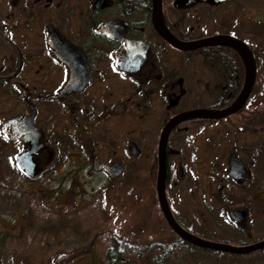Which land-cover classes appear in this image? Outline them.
Masks as SVG:
<instances>
[{
  "label": "flooded vegetation",
  "instance_id": "flooded-vegetation-1",
  "mask_svg": "<svg viewBox=\"0 0 264 264\" xmlns=\"http://www.w3.org/2000/svg\"><path fill=\"white\" fill-rule=\"evenodd\" d=\"M177 1L161 0L160 16L176 40L186 43L218 35L238 38L252 52L256 78L244 106L235 114L185 120L170 131L166 143L167 202L182 229L202 240L220 243L206 238L211 228L206 220L212 218L214 208L205 193L200 195L202 220L196 218L198 212L193 217L182 216L183 208L178 207L175 196L190 155L204 153L209 165V153L218 151L220 170L217 176L208 174L205 190L221 206L216 215L224 218L227 227L217 223L212 229L234 235L238 243L232 246H252L264 241V100L257 57L247 41L232 30L207 33L202 26L190 24L192 16L197 15L198 20L202 11H213L231 0L217 6ZM152 9V0H0V99L4 95L17 101L18 92L25 91L29 108L28 117L15 116L3 124L10 140L14 141L13 126L7 122L28 119L36 113L35 123L41 105L45 119L61 116L66 124L76 127L78 140L90 145L94 162L101 154L115 156L123 151L125 158L96 167L108 182L122 177L133 165L132 159L142 158L141 168L148 163L151 182L155 169L154 186L160 136L167 122L195 109L230 107L243 89L245 67L238 52L173 48L155 31ZM35 126L42 144L33 156L37 173L45 135ZM14 142L25 145L23 152L30 149L22 138ZM116 164L121 172L112 176L109 169ZM156 202L158 224L171 237L152 243L156 244L152 250L146 249L151 244L142 246L139 264H172L171 258L182 250L202 255L203 264H221L222 255L238 258V264H264V247L231 254L183 241L166 222L157 196ZM98 246L92 245L94 256H98ZM112 248L108 244L105 252ZM122 248L123 258L119 250L120 257L114 256L113 261L130 264L128 244Z\"/></svg>",
  "mask_w": 264,
  "mask_h": 264
},
{
  "label": "rangeland",
  "instance_id": "rangeland-1",
  "mask_svg": "<svg viewBox=\"0 0 264 264\" xmlns=\"http://www.w3.org/2000/svg\"><path fill=\"white\" fill-rule=\"evenodd\" d=\"M196 18L197 15L192 16L190 24L202 26L207 33L229 29L247 41L257 57L264 100V0H231L213 11H202L201 17ZM26 96L27 92L19 91L17 101L4 95L0 99V264H105L102 256L108 246L109 236L104 234L107 231H113L117 239L140 246L171 237L158 224L155 185L146 170L148 163L141 168L142 158L132 159L133 165L122 177L108 182L96 172V167L125 158L123 151L115 156L101 154L94 162L90 145L78 140L76 127L66 124L61 116L45 119L46 111L41 105L35 120L45 135L39 170L34 179L21 173L15 156L26 147L10 140L9 131L2 127L12 117L29 116ZM215 152L208 155L209 165L204 153L190 155L185 178L179 182L175 196L178 207L183 208L182 216L193 217L198 212L196 218L202 220L200 195L204 192L214 208L212 218L205 219L211 226L206 238L235 245L238 242L234 235L212 229L217 223L226 226L224 218L216 215L221 206L205 190L208 174L217 176L220 170L221 155ZM92 245H99L98 256H94ZM219 260L221 264L239 262L229 255H222ZM139 261L134 257L130 264ZM171 261L203 264L204 259L200 254L182 250Z\"/></svg>",
  "mask_w": 264,
  "mask_h": 264
},
{
  "label": "water",
  "instance_id": "water-1",
  "mask_svg": "<svg viewBox=\"0 0 264 264\" xmlns=\"http://www.w3.org/2000/svg\"><path fill=\"white\" fill-rule=\"evenodd\" d=\"M206 2L213 6L220 5L227 0H178L176 4H190L191 2ZM152 19L153 26L155 31L165 40L169 45L173 48L191 52L195 50L211 48L216 46H225L229 47L241 56L244 67H245V81L243 85V89L236 99V101L228 108L223 110H212V109H195L188 112H183L165 125L162 134L160 136L159 147H158V155H157V177L155 183V191L157 200L159 203V207L162 215L164 216L166 222L171 227V229L185 242L204 248L210 249L214 251H221L231 254H246L255 249L263 248L264 241L248 246V247H235L224 243H214L202 240L182 229L174 220L165 194L166 188V177H167V165H166V143L169 136L170 131L176 126L178 123L190 120L194 118H211V119H220L226 116L235 114L238 112L245 104L248 96L252 90V86L255 82L256 78V66L254 62V58L249 47L242 40L238 38H234L232 36L226 35H218L212 36L206 39H202L194 42H180L176 40L165 28L164 24L161 21V0H152ZM36 117V113H32L31 117L28 119H20L14 118L7 122V126H13L12 129V139L14 141L22 138V141L28 143L30 145V149L26 152H23L15 157L17 168L22 171L28 177H34L36 174V167L33 161V156L37 154L41 148L42 144L40 143L41 133L37 129L34 123V118ZM109 172L112 176L118 175L120 171V165L116 164L112 168L109 169ZM182 172V170H181Z\"/></svg>",
  "mask_w": 264,
  "mask_h": 264
},
{
  "label": "trees",
  "instance_id": "trees-1",
  "mask_svg": "<svg viewBox=\"0 0 264 264\" xmlns=\"http://www.w3.org/2000/svg\"><path fill=\"white\" fill-rule=\"evenodd\" d=\"M204 51L206 52H212V53H219V52H222V51H230V52H236L235 50L229 48V47H225V46H216V47H211V48H205ZM155 169L153 170V174H152V177H153V180H152V183L155 182ZM37 208V206H36ZM40 211V210H39ZM108 239H106L108 241V244H112L113 245V248L112 250H108L104 253L103 257L107 260V262L105 261V264H117L116 262L113 261V257L114 256H119L120 257V254H119V250H122V246L123 244H128L129 246V254H130V261H133L134 260V257H137L139 259V255H141V248L142 246L138 245V244H131V243H126L125 241L123 240H120V239H117L116 240H111L112 237H114V235L110 236L108 235ZM156 247V244H151L147 246V250H152ZM137 255V256H136ZM121 258H123V250L121 252ZM46 260V258H45ZM118 264H121V263H118Z\"/></svg>",
  "mask_w": 264,
  "mask_h": 264
}]
</instances>
